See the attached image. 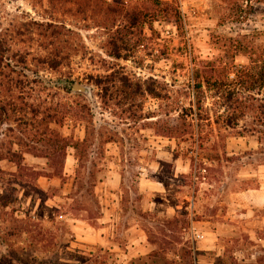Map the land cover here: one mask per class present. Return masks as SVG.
I'll return each instance as SVG.
<instances>
[{"label":"rangeland","instance_id":"374dc122","mask_svg":"<svg viewBox=\"0 0 264 264\" xmlns=\"http://www.w3.org/2000/svg\"><path fill=\"white\" fill-rule=\"evenodd\" d=\"M252 60L264 0H0V264H264Z\"/></svg>","mask_w":264,"mask_h":264},{"label":"trees","instance_id":"16d2710c","mask_svg":"<svg viewBox=\"0 0 264 264\" xmlns=\"http://www.w3.org/2000/svg\"><path fill=\"white\" fill-rule=\"evenodd\" d=\"M251 62H253V64H254L253 68H256V66H258V62L256 60H252ZM251 73L252 74H250V75L244 76V78L239 77V79H238L239 80V86H245L246 88H249V86L254 87L257 84L261 85L264 83V66H262V67L260 66L258 69L256 68L255 71H252ZM205 81H206L205 83L207 84V87H209V88L217 85V82H215V81L210 82L208 79H206ZM201 86H202V84L199 82L197 84H195V86H194L195 91L200 90V92H201ZM227 91H228L227 92L228 96L225 97V101H226V103H228L226 105L227 110L231 109L232 111H235V114H233V115H236V113H238V114L240 113V115H241L246 111L248 113H253V114L257 115V117H258V114H260L263 122L261 123V120L258 122L260 123L259 125L262 126V128H264V105L263 104H261V105L257 104L258 100L256 98L251 97V96H244L240 99V97L238 96L239 93L237 90L229 89ZM263 103H264V99H263ZM197 108H199V107H197ZM225 125L230 127L231 123H230L229 119L225 122ZM91 127L92 126L87 125L85 127V130H84L83 138L82 139H76V140L71 139V137L69 138V137L62 136L56 132H50L45 140L43 138V142H44V144H49V147H52V148H48L47 151H44V156L47 157V159H50L52 157L55 158L54 156L58 155V157H60V161L58 158H55L56 161L55 162L51 161L50 164L54 166L55 163H58V168L60 169V166H62V160L65 159V156H66L65 151H66L67 147L74 149L75 157H76L78 164H79V161L81 162V158H82V156L80 154V147L82 146V144H86L85 148L89 149L90 148L89 145L94 144V139H97L98 144H100V143L105 144L106 141L107 142L114 141L113 139H106V140L102 139L101 140L100 135L94 133ZM45 132H46L45 129L43 131H41V135H45ZM49 150L52 152H50ZM57 161H59V162H57ZM53 171H55V170H53Z\"/></svg>","mask_w":264,"mask_h":264},{"label":"water","instance_id":"95a60500","mask_svg":"<svg viewBox=\"0 0 264 264\" xmlns=\"http://www.w3.org/2000/svg\"><path fill=\"white\" fill-rule=\"evenodd\" d=\"M71 91L73 92H80L87 95H90V89L87 85H82L78 83H74L71 87Z\"/></svg>","mask_w":264,"mask_h":264},{"label":"crops","instance_id":"0c3cea01","mask_svg":"<svg viewBox=\"0 0 264 264\" xmlns=\"http://www.w3.org/2000/svg\"><path fill=\"white\" fill-rule=\"evenodd\" d=\"M83 138V137H82ZM82 138H78V139H82ZM105 144H115V142L114 141H109V142H105ZM73 149V148H72ZM73 151H74V149H73ZM66 157V156H65ZM73 159H75L76 161H77V159H76V157H75V151H74V153H73ZM139 174H141V173H139ZM263 201V202H262ZM257 203L258 204H261V203H264V200H261V201H257Z\"/></svg>","mask_w":264,"mask_h":264},{"label":"built area","instance_id":"2783aa9c","mask_svg":"<svg viewBox=\"0 0 264 264\" xmlns=\"http://www.w3.org/2000/svg\"><path fill=\"white\" fill-rule=\"evenodd\" d=\"M190 153L192 154L193 152L190 150ZM197 235V237L199 236L198 234H196Z\"/></svg>","mask_w":264,"mask_h":264}]
</instances>
